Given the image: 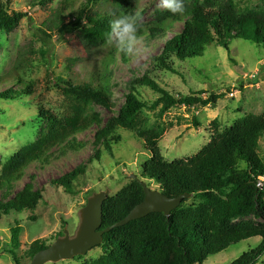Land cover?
Masks as SVG:
<instances>
[{
    "label": "trees",
    "instance_id": "1",
    "mask_svg": "<svg viewBox=\"0 0 264 264\" xmlns=\"http://www.w3.org/2000/svg\"><path fill=\"white\" fill-rule=\"evenodd\" d=\"M49 1L54 0H39L41 4ZM103 3L111 6L109 11L94 12ZM182 3V13H172L166 9L150 23L136 26L137 38L142 35L159 37L165 36L176 22L183 23V29L166 41L160 59L162 67L170 72L177 73L168 64L167 56L173 55L180 61L193 57L202 58L209 46L229 49L234 39L264 45V11L243 12L233 0L220 10L210 9L200 0H182ZM133 6L129 0L61 2L58 11L61 15L67 12L70 19L66 28L69 31H79L87 48L111 49L99 59V66L93 71L98 74L94 78L103 79L104 82L97 81L96 85L74 84L59 79L58 84L56 83L64 93V115L58 118L49 112L42 114L47 117V125L41 136L17 151L2 166L0 221L12 213L33 211L44 199L45 190L36 186L34 176L15 193V184L22 181L29 165L46 163L54 149L61 150L70 143L72 146L74 137L86 132L93 124L100 127L94 106L111 107L110 94L105 84L106 72L118 51L112 21L122 16L132 17ZM10 7V0H0V33L15 31L25 18L24 12ZM9 80L13 85L19 84L20 88L12 86L4 89ZM136 83L160 95L151 106L152 109L160 107L159 117L175 108L215 105L224 96L211 94L203 97L202 92L174 96L149 76H143L133 83L132 92L127 95L119 117L111 118L102 130L97 131L95 143L106 142L111 151L108 137L117 129H125L144 139L150 158L142 164L141 176L136 175V179H132L120 192L106 200L100 230L123 220L144 200L145 193L140 178L157 183L158 190L170 198L183 194L193 196L184 200L170 217L164 213H154L113 229L104 235L103 243L99 246L103 255L82 264H203L232 244L260 237L262 241L256 249L244 253L231 263L257 264L264 254V225L256 226L247 221L235 222L251 215L259 216L264 221V160L259 153L260 139L264 134V112L244 116L224 132L220 130L219 119H215L211 141L198 155L167 163L159 147L163 130L160 127L149 128L147 119L142 117L147 104L139 99ZM0 86L1 99L14 100L29 89L15 68L9 76L0 77ZM100 157V152H96L95 158ZM87 171V164L79 165L54 180L52 185L73 194L75 182ZM147 184L151 186L148 182ZM30 219L36 220L34 216ZM10 231L11 248L8 252L15 264H20L17 253L21 246L20 223L15 221ZM62 236L63 233L58 237ZM50 245L42 240L34 241L31 245V257Z\"/></svg>",
    "mask_w": 264,
    "mask_h": 264
},
{
    "label": "rangeland",
    "instance_id": "2",
    "mask_svg": "<svg viewBox=\"0 0 264 264\" xmlns=\"http://www.w3.org/2000/svg\"><path fill=\"white\" fill-rule=\"evenodd\" d=\"M62 1L41 4L39 0H10V8L24 12L25 18L15 31L0 33V77L9 76L15 68L29 89L14 100L0 98V171L17 151L41 136L47 125V117L42 114L49 112L63 117L64 93L57 87L59 79L94 85L103 81L96 80L94 76L98 74L93 71L99 66V59L111 49H89L79 31H69L66 28L70 21L68 13L61 15L58 11ZM129 1L134 5L132 17L136 18V26L150 23L167 9L162 0ZM200 1L210 9L220 10L230 0ZM233 1L243 12L264 11V0ZM110 8L109 4L103 3L94 12L109 11ZM183 27L182 22H176L165 36L138 37L130 54L118 48L106 72L105 84L111 107L94 106L100 127L93 124L86 132L74 137L72 146L70 143L61 150L54 149L46 163L29 165L22 181L15 184L16 193L34 176L36 186L45 190L44 199L33 211L12 213L0 221V264H15L8 252L10 230L15 221L22 227L21 246L17 252L20 264H31L34 241L42 240L50 245L61 233L64 235L65 229L71 237L75 236L80 225V211L93 194L109 190L110 196H115L132 177L141 176L142 164L150 158L144 139L131 131L117 129L107 139L111 151L106 142L95 143V139L97 131L102 130L111 118L119 117L133 83L143 76L151 77L174 96L201 92L203 97L224 95L215 105L175 108L159 117L160 107L152 109L151 106L160 95L135 84L139 99L147 104L142 117L147 119L148 127L163 130L159 147L167 163L198 155L211 141L215 119H219L220 130L224 132L238 119L264 112V45L234 39L229 49L209 46L202 58L180 61L173 55L167 56L168 64L177 72L173 73L162 67L160 59L166 41ZM10 81L4 89L20 88L19 84L13 85ZM98 151L100 159L95 158ZM259 153L264 160V134ZM82 164H87L88 171L75 182V193L69 194L62 187L52 185L54 180ZM140 179L158 190L157 183ZM32 216L36 220H31ZM243 221L264 225V221L255 215L235 223ZM261 241L260 237H253L232 244L203 264H231L244 253L256 249ZM102 255L101 247H95L81 258L49 264H82ZM257 264H264V254Z\"/></svg>",
    "mask_w": 264,
    "mask_h": 264
},
{
    "label": "water",
    "instance_id": "3",
    "mask_svg": "<svg viewBox=\"0 0 264 264\" xmlns=\"http://www.w3.org/2000/svg\"><path fill=\"white\" fill-rule=\"evenodd\" d=\"M136 179L137 177H132ZM144 189L145 198L123 220L113 226L101 229L103 224V207L111 192L101 191L93 194L87 204L80 211V225L75 236L71 237L67 229L64 236L58 238L48 248L37 252L31 264H49L73 260L78 256H85L90 250L102 245L104 235L115 228L123 227L132 221L142 219L150 214L164 213L170 217L184 200L190 199L192 194H183L176 198L164 195L160 190L153 189L146 182L140 181Z\"/></svg>",
    "mask_w": 264,
    "mask_h": 264
},
{
    "label": "clouds",
    "instance_id": "4",
    "mask_svg": "<svg viewBox=\"0 0 264 264\" xmlns=\"http://www.w3.org/2000/svg\"><path fill=\"white\" fill-rule=\"evenodd\" d=\"M163 7L172 13L183 12L182 0H162ZM135 17L122 16L112 21V32L115 34V43L120 51L132 53L133 46L137 42V27Z\"/></svg>",
    "mask_w": 264,
    "mask_h": 264
},
{
    "label": "built area",
    "instance_id": "5",
    "mask_svg": "<svg viewBox=\"0 0 264 264\" xmlns=\"http://www.w3.org/2000/svg\"><path fill=\"white\" fill-rule=\"evenodd\" d=\"M262 184H259V186H261Z\"/></svg>",
    "mask_w": 264,
    "mask_h": 264
}]
</instances>
